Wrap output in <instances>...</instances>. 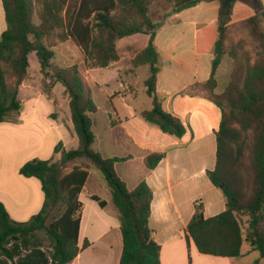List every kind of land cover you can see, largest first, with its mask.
I'll use <instances>...</instances> for the list:
<instances>
[{
	"label": "trees",
	"instance_id": "trees-1",
	"mask_svg": "<svg viewBox=\"0 0 264 264\" xmlns=\"http://www.w3.org/2000/svg\"><path fill=\"white\" fill-rule=\"evenodd\" d=\"M201 1L204 0H2L7 29L0 38V123L11 118L17 121L22 107L19 87L28 77L29 56L35 52L44 78L43 90L50 93L59 82L69 95L79 145L67 151L59 144L55 148L62 154L59 162L34 159L21 167L23 176L41 181L45 203L38 214L22 223L14 221L0 201V264H70L90 245L88 239L82 247L79 245V197L89 177V167L75 166L64 171L78 159L88 160L102 173L119 211L123 240L119 264H160L161 246L153 240L149 227L152 189L142 181L129 190L119 177L116 163L131 159L130 155L105 158L94 149L90 114L97 111V105L78 65L53 66L55 50L50 38L57 34L62 41L72 40L83 52L86 68L93 69L107 68L120 60V39L149 35L148 45L132 60L134 67L148 65L150 70L145 87L152 108L141 115L164 133L182 138L187 126L164 109L165 98L157 92L161 59L155 36L169 16ZM237 1L219 0L217 20L198 34L199 50L214 54L210 79L182 92L203 89L208 93L203 95L222 111L216 167L208 176L222 190L227 206L224 212L205 218L203 206L197 205L187 227V239L192 238L202 254L238 258L245 242L239 216L246 215L250 228L246 241L264 258V30L258 21L260 16L264 18V8L257 0L262 8L246 20L263 47L256 53L260 58H256L242 40L228 47L227 29ZM154 2L164 9L172 7L157 21L152 17ZM35 9L40 24L33 20ZM226 55L234 62L231 78L225 90L217 93L216 74ZM164 157L165 153H150L145 159L147 168L154 169ZM92 199L101 207L107 204L98 196ZM61 204L65 210L47 225L50 211Z\"/></svg>",
	"mask_w": 264,
	"mask_h": 264
},
{
	"label": "crops",
	"instance_id": "crops-1",
	"mask_svg": "<svg viewBox=\"0 0 264 264\" xmlns=\"http://www.w3.org/2000/svg\"><path fill=\"white\" fill-rule=\"evenodd\" d=\"M261 2L264 8V0ZM219 6V0L201 1L194 7L169 16L155 36V45L161 59L157 92L165 98L164 109L178 116L187 126V133L182 138L164 133L157 125L142 117L143 111L152 108L150 98L149 106L139 107V110L127 106L122 112L111 102L117 117L98 105L97 94L104 99H112L129 89L123 85L122 90L109 94L101 88L93 74L100 70H112L122 78L121 53L120 60L110 67L85 68L84 71L89 78L85 82L97 105V111L90 114L94 122V149L105 158L130 155L131 159L116 163L119 177L129 190L135 189L142 181H146L152 189L149 227L153 240L161 246L160 264L253 263L244 259L250 250L244 252L242 249V255L238 258L207 255L199 252L192 238L187 239V227L197 205L203 206L205 218L214 217L227 208L222 190L208 176V172L216 167L217 131L222 111L206 96L196 92L197 88H193V93L182 94L192 85L204 83L211 77L214 54L199 50L198 34L217 20ZM6 29L5 10L0 0V38ZM149 39L150 36L146 34L128 36L117 42V49L120 52L122 46L134 48L139 44L140 52L148 45ZM70 42L76 45L72 40H67L65 46H70ZM76 48L79 47L76 45ZM54 50L56 56L58 49L55 47ZM69 56L63 60L72 61V55ZM29 61L28 77L19 87L18 96L22 107L17 121L11 118L0 123V201L10 217L22 223L28 222L41 211L45 193L41 181L36 177L23 176L20 173L21 167L34 159L59 162L62 154L55 151L59 144L67 151L79 145L71 116L70 98L65 87L58 82L47 93L35 86L34 82L41 74L35 52L30 54ZM76 62H69L65 66H73ZM81 62L85 65L84 55ZM143 66L148 65L135 69ZM232 69L233 60L226 55L216 74L217 93L225 90ZM79 70L83 73L80 66ZM150 153H165V157L154 169H148L145 163ZM85 160L78 159L68 166L69 170L75 166L89 167V177L79 197L82 203L79 245L82 247L85 239H88L90 245L70 264H95L85 260L89 250L101 244L111 251L112 238H115L117 244L112 252L113 261L107 264H119L123 250L119 211L115 205L110 210V201L102 199L98 194L100 189L108 192V184L104 176ZM93 196L106 201V206L101 207L99 202L92 199ZM256 261L264 264L262 257Z\"/></svg>",
	"mask_w": 264,
	"mask_h": 264
},
{
	"label": "rangeland",
	"instance_id": "rangeland-1",
	"mask_svg": "<svg viewBox=\"0 0 264 264\" xmlns=\"http://www.w3.org/2000/svg\"><path fill=\"white\" fill-rule=\"evenodd\" d=\"M262 7H261L260 2H258L257 0H238L237 1L235 8H234V13H233L234 18L232 17V20L227 29L229 48L232 47V45H234L238 40H242L245 43L246 45L245 47L247 48V50L251 51L256 58H260L259 56L256 55V53L262 51L263 47L260 44L261 41L259 38L253 36V34L250 31L249 26L246 24V20L255 14L256 9H260ZM171 8L172 7H167L164 9L160 4L154 2L152 4V17L157 21L158 19H161L162 17H164L165 12H167ZM33 18L36 24L38 23L40 24V20L37 14V9H35V14ZM258 21H259L260 29L264 30L263 15L258 18ZM50 42L52 43L54 49L55 47L58 49L57 50L58 54L54 56V59H53L54 67H57V68L66 67L65 65L67 63L72 62V61L73 62L77 61L75 65H79L82 68L83 73H81V75L83 79L86 81L89 80L88 74L85 73L86 66L81 62L84 54L80 48H76V45L71 44L72 42H70L69 45L73 48H71L70 46H65L67 44L64 43L65 41L60 40L57 37V34L52 35V37L50 38ZM57 46H61V47L58 48ZM130 47L122 46L120 49V53L122 54V57H123L120 63L121 64L120 67H122V69L120 70V76L123 75L122 78H120L112 70H100L98 72L93 73L94 76L97 78L98 83L101 86V88L109 92V94L122 90L124 86L125 88H129L128 91L125 92L123 95L116 96L112 99H104L102 98L103 96L99 97V94H97L96 100H97L98 105L101 107V109L102 110L108 109L110 114L115 117H117L116 110L111 105V102L114 103L115 107L118 108L120 112H122L124 107H127V106H130L133 109L139 110V107L149 106L150 104V99L146 93V88L144 85L145 78L149 76V67L143 66L140 69L138 68V70L135 69L134 65L132 64V58L135 57L136 54L139 52V44L136 45V47L134 48L131 47L132 49ZM69 54L72 55L71 59L73 60L69 62H67L66 60H63V59L69 58L70 57ZM227 56L230 57L229 55ZM84 61H85V56H84ZM88 83L91 84V81H88ZM43 84H44V78H43V74L41 73L40 75H38V78L34 82V85L39 86V88L43 89L44 88ZM196 92L201 93V94H208L207 91L200 89V88L196 89ZM101 128L102 126L100 125V129ZM69 168L70 167L67 165L64 171H67V170L69 171ZM96 171H99V170L96 169ZM99 173L102 175L100 171ZM107 191L108 192L100 189L98 191V194L101 196L102 199L106 201H110L109 206H110V210H112V207H115V206L112 202V196L110 194V190L108 186H107ZM65 207L66 206L64 204H61L53 208L50 211V214L47 220V225H49L50 222L58 218L65 210ZM239 221L242 227L243 236L245 238L243 250L244 252H246L247 250H250L249 254L244 255V259L254 262L261 258V254L257 250H252L251 245L249 244L248 241H246V237L248 236L249 231H250L249 217L246 215H240ZM42 234L43 232L40 234V236ZM112 239L113 240H111L112 241L111 245L113 249L111 251H109L107 248L102 247L101 244H96L94 247H92V249L89 250L88 258L86 256L85 260L95 263V264H107L108 262L113 261L112 252L115 249V245L117 244V242L115 238H112ZM44 243L45 245H48L47 240Z\"/></svg>",
	"mask_w": 264,
	"mask_h": 264
}]
</instances>
